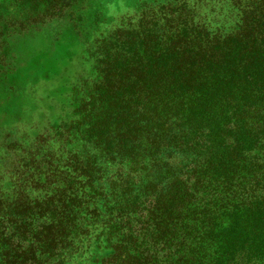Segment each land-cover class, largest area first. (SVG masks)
Returning a JSON list of instances; mask_svg holds the SVG:
<instances>
[{
    "label": "trees",
    "instance_id": "1",
    "mask_svg": "<svg viewBox=\"0 0 264 264\" xmlns=\"http://www.w3.org/2000/svg\"><path fill=\"white\" fill-rule=\"evenodd\" d=\"M7 1L21 31L82 0ZM102 24L72 116L0 146V264H264V0Z\"/></svg>",
    "mask_w": 264,
    "mask_h": 264
},
{
    "label": "rangeland",
    "instance_id": "2",
    "mask_svg": "<svg viewBox=\"0 0 264 264\" xmlns=\"http://www.w3.org/2000/svg\"><path fill=\"white\" fill-rule=\"evenodd\" d=\"M147 1L82 0L59 16L29 24L21 31L0 24V77L6 74V84L0 83V146L14 140L30 145L32 134L72 116L70 98L77 90V77L90 75L92 70L84 52L85 38L101 32L102 23L113 24ZM7 2L0 0V13L11 11ZM33 126L36 130L29 131ZM4 150L0 148V152ZM8 155L12 159V151L0 154V167L6 175L10 172Z\"/></svg>",
    "mask_w": 264,
    "mask_h": 264
}]
</instances>
